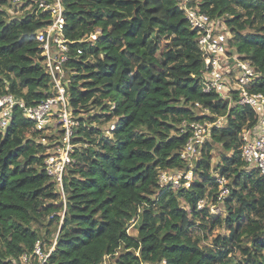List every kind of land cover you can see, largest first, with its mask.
<instances>
[{
	"label": "trees",
	"instance_id": "1",
	"mask_svg": "<svg viewBox=\"0 0 264 264\" xmlns=\"http://www.w3.org/2000/svg\"><path fill=\"white\" fill-rule=\"evenodd\" d=\"M62 3L63 84L80 120L74 164L64 177L66 203L44 169L59 133L37 129L15 107L8 128H0V264H21L23 255L40 264L37 242L49 254L44 264H264V175L247 167L239 141L257 115L236 95L231 102L204 92L205 58L178 0ZM192 3L225 18L231 47L260 73L252 91L264 94V0ZM50 23L48 13L0 0V95L36 105L54 94L36 42ZM214 115L226 116L227 124L213 129L194 160L197 179L190 188L164 185L162 172L189 165L181 158L188 140L183 121ZM217 175L229 181L227 215L207 218L197 206L202 198L218 202ZM197 226L210 236L217 227L224 231L204 244L192 232Z\"/></svg>",
	"mask_w": 264,
	"mask_h": 264
},
{
	"label": "built area",
	"instance_id": "2",
	"mask_svg": "<svg viewBox=\"0 0 264 264\" xmlns=\"http://www.w3.org/2000/svg\"><path fill=\"white\" fill-rule=\"evenodd\" d=\"M13 5L31 11V13H48L51 23L36 33V42L46 56V63L52 76L56 91L48 99L36 105H26L12 94L0 95V128H8L15 107L22 109L25 117L35 123L39 130L53 126L59 136L49 150L44 161L46 174L55 182L63 203H66L64 177L74 164V154L78 147L74 143L75 133L80 126L79 117L73 112L68 103L66 88L63 84L65 72L63 64L68 60L67 39L64 35L66 17L62 0H11ZM190 28L196 32L197 42L205 58L203 72V90L220 94L224 100L233 102L234 95L237 102L249 105L257 115L256 125L244 128L239 134L240 152L242 160L250 169L257 170L264 175V94L252 91L260 73L254 68L250 60L243 59L235 53L230 44L231 34L226 25L225 18H211L209 14L201 11L192 0H178ZM92 34L90 39H96ZM82 51L78 50V54ZM50 60L57 62L62 74L55 78ZM196 107L201 108L197 103ZM202 109V108H201ZM202 114L210 116L208 108L202 109ZM213 120H184L182 132L188 134L187 143L181 153V158L188 161L186 169L178 170L172 174L162 172L160 180L164 185H171L174 189L184 186L190 188L195 171L192 168L194 160L202 154V150L211 141L213 129H221L227 124L226 116L214 115ZM112 124L110 130H114ZM219 187L218 202L202 198L198 202V209H207L208 216H218L224 210V199L229 196V181L222 175H217ZM222 215V214H221ZM54 247H52L53 249ZM51 249V250H52ZM35 256L40 264H44L49 256L42 249L40 242L35 245ZM25 263H32L28 255H23Z\"/></svg>",
	"mask_w": 264,
	"mask_h": 264
},
{
	"label": "rangeland",
	"instance_id": "3",
	"mask_svg": "<svg viewBox=\"0 0 264 264\" xmlns=\"http://www.w3.org/2000/svg\"><path fill=\"white\" fill-rule=\"evenodd\" d=\"M94 125H96L97 126V124H94ZM54 132V130H51V132ZM47 134H49L50 135V133L49 132H47ZM220 152H221V150H220V148L218 147V146H216V148L212 151V155H213V161H212V167L213 168H215V167H218V163H219V161H220ZM195 176H194V179H193V181H192V183L195 181V178H196V174H194ZM197 179V178H196ZM191 183V184H192ZM182 202H183V200H182ZM182 205L183 206H185L186 204H184V202L182 203ZM222 214V215H221ZM219 215H221L222 217H224L225 215H227V213L225 212V211H223L222 213H220ZM193 230H192V232H193V234L195 235V236H197V237H200L201 239H203V243L204 244H209L210 242H211V240L219 233V232H222L223 233V231L224 230H222V229H218V227L211 233V236H210V234H204L202 231H201V229H199L198 228V226L197 227H194V228H192ZM209 229H207L206 230V232L208 231ZM130 233L132 234V235H135L136 234V230H134V229H132L131 231H130ZM206 235H208L207 237V239L206 238H204ZM111 263H114V260L112 261V260H110V259H107L106 260V262L104 263V264H111ZM21 264H30V263H25L24 262V260L23 259H21ZM31 264H33V263H31Z\"/></svg>",
	"mask_w": 264,
	"mask_h": 264
},
{
	"label": "bare ground",
	"instance_id": "4",
	"mask_svg": "<svg viewBox=\"0 0 264 264\" xmlns=\"http://www.w3.org/2000/svg\"><path fill=\"white\" fill-rule=\"evenodd\" d=\"M50 66H51V69H52V72H53L55 78L60 77L62 74V69H61L60 65L57 62L50 60Z\"/></svg>",
	"mask_w": 264,
	"mask_h": 264
}]
</instances>
